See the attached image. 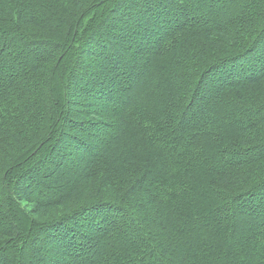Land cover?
<instances>
[{
  "label": "trees",
  "instance_id": "trees-1",
  "mask_svg": "<svg viewBox=\"0 0 264 264\" xmlns=\"http://www.w3.org/2000/svg\"><path fill=\"white\" fill-rule=\"evenodd\" d=\"M0 264H264V0H0Z\"/></svg>",
  "mask_w": 264,
  "mask_h": 264
},
{
  "label": "rangeland",
  "instance_id": "rangeland-1",
  "mask_svg": "<svg viewBox=\"0 0 264 264\" xmlns=\"http://www.w3.org/2000/svg\"><path fill=\"white\" fill-rule=\"evenodd\" d=\"M5 71V70H4Z\"/></svg>",
  "mask_w": 264,
  "mask_h": 264
}]
</instances>
